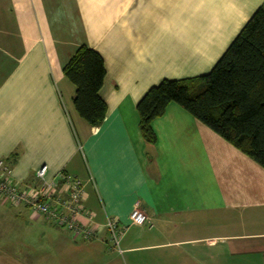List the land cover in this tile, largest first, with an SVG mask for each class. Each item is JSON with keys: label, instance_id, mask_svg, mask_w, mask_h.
I'll return each mask as SVG.
<instances>
[{"label": "crops", "instance_id": "crops-1", "mask_svg": "<svg viewBox=\"0 0 264 264\" xmlns=\"http://www.w3.org/2000/svg\"><path fill=\"white\" fill-rule=\"evenodd\" d=\"M263 1L0 0V161L20 187L42 166L76 177L96 223L127 227L114 249L0 200V264H264V169L174 103L147 144L136 111L161 80L208 73ZM80 46L105 69L95 126L63 75Z\"/></svg>", "mask_w": 264, "mask_h": 264}, {"label": "trees", "instance_id": "trees-1", "mask_svg": "<svg viewBox=\"0 0 264 264\" xmlns=\"http://www.w3.org/2000/svg\"><path fill=\"white\" fill-rule=\"evenodd\" d=\"M75 87L73 107L88 125L100 124L106 107L99 97L105 76L101 56L78 47L63 68ZM174 103L264 169V1L211 70L179 80H161L136 103L138 127L154 144L151 122Z\"/></svg>", "mask_w": 264, "mask_h": 264}, {"label": "built area", "instance_id": "built-area-1", "mask_svg": "<svg viewBox=\"0 0 264 264\" xmlns=\"http://www.w3.org/2000/svg\"><path fill=\"white\" fill-rule=\"evenodd\" d=\"M46 172L45 166L39 167L34 171L38 183L20 187L13 181L10 169L0 161V200L13 207H23L35 217H42L52 226L68 232L73 240H92L100 228H104L110 246L118 249L127 227L118 225L109 216L103 225L96 223L84 206L82 183L67 173H60L56 181H51L46 178ZM147 223V216L138 208L130 212L129 225Z\"/></svg>", "mask_w": 264, "mask_h": 264}, {"label": "rangeland", "instance_id": "rangeland-1", "mask_svg": "<svg viewBox=\"0 0 264 264\" xmlns=\"http://www.w3.org/2000/svg\"><path fill=\"white\" fill-rule=\"evenodd\" d=\"M243 26H244V25H243ZM243 26H242V27H243ZM242 27H241V28H242ZM239 31H240V29H239ZM239 31H238V32H239ZM238 32L235 33V35H234V37L232 38V40L236 37V35L238 34ZM232 40H231V42H232ZM231 42H230V43H231ZM230 43H229V44H230ZM50 225H51V224H50ZM45 226L51 229V226H49V225H45ZM39 230L41 231L42 229H39ZM35 231H38V229L34 230V232H35ZM114 249H115V248H114Z\"/></svg>", "mask_w": 264, "mask_h": 264}]
</instances>
